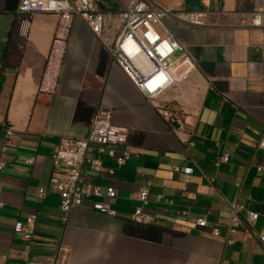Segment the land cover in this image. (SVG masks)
Masks as SVG:
<instances>
[{
    "label": "crops",
    "instance_id": "obj_1",
    "mask_svg": "<svg viewBox=\"0 0 264 264\" xmlns=\"http://www.w3.org/2000/svg\"><path fill=\"white\" fill-rule=\"evenodd\" d=\"M20 1L0 0V264H264V244L246 239L243 227L226 243L233 204L258 213L253 230L264 233V30L250 26L261 0H149L150 8L169 11L164 23L194 63L156 101L109 57L122 29L117 16L99 35L73 20L56 94L40 95L58 17L21 14ZM101 8L122 5L103 0ZM190 12L205 13L204 25H189ZM98 109L127 130L120 150L130 161L113 177L86 173L118 190L116 216L83 208L65 214L51 184L52 152L62 138H85ZM7 130L15 133L9 146ZM148 180L153 221L138 224L137 192ZM31 214L37 220L29 244L13 227ZM201 218L204 229L195 226ZM215 227L219 238L211 235Z\"/></svg>",
    "mask_w": 264,
    "mask_h": 264
},
{
    "label": "built area",
    "instance_id": "obj_2",
    "mask_svg": "<svg viewBox=\"0 0 264 264\" xmlns=\"http://www.w3.org/2000/svg\"><path fill=\"white\" fill-rule=\"evenodd\" d=\"M122 9L116 12L101 8L103 0H21L19 13L52 14L58 17L57 27L49 49L39 85V94L52 98L57 91L63 62L67 53L73 20L76 17L90 27L93 33L99 35L103 28L111 23L114 16L122 22V29L109 49L110 59L118 65L140 94L148 101H156L167 90L180 84L194 69V63L186 54L185 47L176 39L165 25L164 19L169 11L163 8L152 9L149 0H118ZM206 14L190 12L186 22L193 26H203ZM250 26L264 30V0L261 6L252 13ZM160 28L162 31H160ZM175 119L181 118L175 113ZM15 133L6 131L5 145L13 142ZM127 141V130L113 124L110 113L96 110L90 121L89 132L83 139L62 138L52 152L53 171L51 184L60 197L61 210L68 214L76 208L94 210L102 214L116 216L111 203L118 198V190L108 185L102 187L87 177L88 170L105 172L113 177L131 159L127 150H120ZM227 155L221 158L228 162ZM105 161H111L107 166ZM34 159L25 160L26 165L33 164ZM3 165H0V170ZM175 172L192 174L189 168H174ZM148 180L137 192L139 206L135 208L132 220L138 224H149L152 216L146 211L150 203V188ZM42 198L46 197L45 189L40 191ZM1 206V203H0ZM230 219L227 227L228 245L235 243L234 237L244 228L243 236L264 244V233L253 230L259 214L244 211L238 204L230 205ZM37 214L29 215L24 222H17L13 227L16 234L32 244L34 240ZM197 228L207 227L205 218L197 219ZM213 237L221 236V229L211 230ZM22 254L27 256V252ZM26 264H73L66 259L50 258L45 261H27Z\"/></svg>",
    "mask_w": 264,
    "mask_h": 264
}]
</instances>
